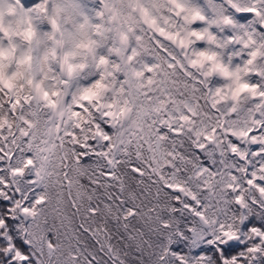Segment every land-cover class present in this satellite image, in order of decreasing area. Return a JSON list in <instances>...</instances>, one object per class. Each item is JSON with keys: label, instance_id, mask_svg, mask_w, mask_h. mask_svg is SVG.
Returning a JSON list of instances; mask_svg holds the SVG:
<instances>
[{"label": "clouds", "instance_id": "obj_1", "mask_svg": "<svg viewBox=\"0 0 264 264\" xmlns=\"http://www.w3.org/2000/svg\"><path fill=\"white\" fill-rule=\"evenodd\" d=\"M0 264H264V0H0Z\"/></svg>", "mask_w": 264, "mask_h": 264}, {"label": "snow or ice", "instance_id": "obj_2", "mask_svg": "<svg viewBox=\"0 0 264 264\" xmlns=\"http://www.w3.org/2000/svg\"><path fill=\"white\" fill-rule=\"evenodd\" d=\"M136 171H138V170H136ZM93 214H95V212H96V208L95 207H92V208H90L89 209Z\"/></svg>", "mask_w": 264, "mask_h": 264}]
</instances>
